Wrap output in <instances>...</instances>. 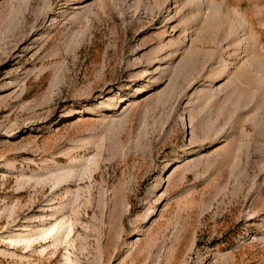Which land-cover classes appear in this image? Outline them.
I'll use <instances>...</instances> for the list:
<instances>
[{
  "label": "rangeland",
  "instance_id": "obj_1",
  "mask_svg": "<svg viewBox=\"0 0 264 264\" xmlns=\"http://www.w3.org/2000/svg\"><path fill=\"white\" fill-rule=\"evenodd\" d=\"M0 264H264V0H0Z\"/></svg>",
  "mask_w": 264,
  "mask_h": 264
},
{
  "label": "bare ground",
  "instance_id": "obj_2",
  "mask_svg": "<svg viewBox=\"0 0 264 264\" xmlns=\"http://www.w3.org/2000/svg\"><path fill=\"white\" fill-rule=\"evenodd\" d=\"M18 236H21V234H20V235H18Z\"/></svg>",
  "mask_w": 264,
  "mask_h": 264
}]
</instances>
